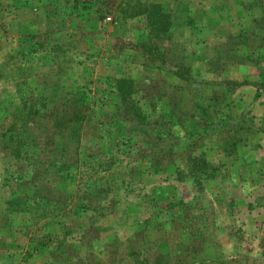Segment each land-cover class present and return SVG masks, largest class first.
<instances>
[{"label":"rangeland","instance_id":"374dc122","mask_svg":"<svg viewBox=\"0 0 264 264\" xmlns=\"http://www.w3.org/2000/svg\"><path fill=\"white\" fill-rule=\"evenodd\" d=\"M0 264H264V0H0Z\"/></svg>","mask_w":264,"mask_h":264},{"label":"trees","instance_id":"16d2710c","mask_svg":"<svg viewBox=\"0 0 264 264\" xmlns=\"http://www.w3.org/2000/svg\"><path fill=\"white\" fill-rule=\"evenodd\" d=\"M131 11L128 14V9L124 10L125 14L128 15H142L145 14L148 18V23L151 27V31L154 33L155 37H159L162 33L169 30L171 21L169 20V15L163 10V6L160 3H142L139 2L130 7ZM123 12V11H122ZM118 91L125 103V111L129 117L133 119L136 118L141 123H145L146 116L141 110V106L134 101L133 95L137 92L135 90L136 80L133 78H119L117 81ZM20 146H23V140L18 141ZM15 154H18L19 149L14 150ZM19 157V156H18ZM29 159V158H28ZM191 172H193L197 179L199 180L200 176H208L207 174V164L203 157L195 158L191 161ZM203 168L198 170V167Z\"/></svg>","mask_w":264,"mask_h":264}]
</instances>
